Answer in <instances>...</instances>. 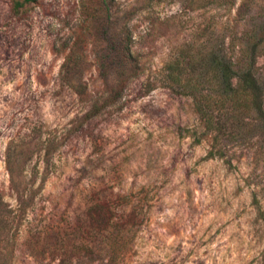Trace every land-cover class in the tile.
<instances>
[{"label":"rangeland","instance_id":"374dc122","mask_svg":"<svg viewBox=\"0 0 264 264\" xmlns=\"http://www.w3.org/2000/svg\"><path fill=\"white\" fill-rule=\"evenodd\" d=\"M208 52L254 56L264 92V0H0V264H264V124L234 114L215 142L166 81Z\"/></svg>","mask_w":264,"mask_h":264},{"label":"trees","instance_id":"16d2710c","mask_svg":"<svg viewBox=\"0 0 264 264\" xmlns=\"http://www.w3.org/2000/svg\"><path fill=\"white\" fill-rule=\"evenodd\" d=\"M36 1L13 0V5L15 9H18ZM129 40L130 33L124 32V40L120 51L125 58V61L120 65L123 75L112 87L114 91L112 101L122 96V92L129 81L128 75H125L128 66L133 64ZM194 61L196 60L185 61L180 59V61L171 62L167 70L166 81L174 90H179L182 94L189 95L194 99L195 110L203 123L205 131L215 132L213 135L215 142L219 140L224 125L234 114L254 117L264 124V92L255 71L254 56L246 57L240 62H232L217 52H208L198 66H191ZM76 65L77 63L67 56L61 67L66 68L68 72ZM182 66L187 70L188 67L193 70L198 68L201 72L196 77L185 75ZM66 81L70 82L69 79H66ZM96 113L97 111H90L87 116H93ZM215 153V151L210 150L208 156H216L217 153ZM9 175L10 187L15 194L18 209L20 212L24 211L31 202L32 195L26 193L20 173L9 167ZM8 206L3 194L0 192V242L11 239L8 236L7 227L13 217L10 216L11 209Z\"/></svg>","mask_w":264,"mask_h":264}]
</instances>
